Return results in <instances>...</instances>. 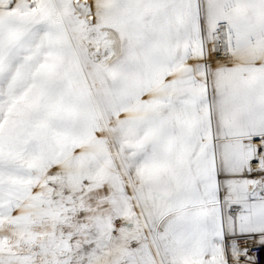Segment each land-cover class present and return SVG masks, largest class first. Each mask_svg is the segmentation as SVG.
<instances>
[{
    "label": "snow or ice",
    "instance_id": "6c2138e0",
    "mask_svg": "<svg viewBox=\"0 0 264 264\" xmlns=\"http://www.w3.org/2000/svg\"><path fill=\"white\" fill-rule=\"evenodd\" d=\"M0 264H264V0H0Z\"/></svg>",
    "mask_w": 264,
    "mask_h": 264
}]
</instances>
